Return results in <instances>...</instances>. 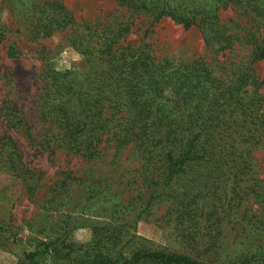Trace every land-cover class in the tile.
<instances>
[{
	"label": "trees",
	"instance_id": "1",
	"mask_svg": "<svg viewBox=\"0 0 264 264\" xmlns=\"http://www.w3.org/2000/svg\"><path fill=\"white\" fill-rule=\"evenodd\" d=\"M248 7L254 26L234 50L238 37L218 25L211 9L187 16L181 6H153L152 23L168 18L184 29L197 27L207 45L212 44L207 56L187 61L159 58L143 40L127 43L133 33L130 23H78L59 0L33 11L27 25L32 36L48 39L66 33L67 47L85 65L82 73L43 67L38 146L50 157L63 151L90 165L85 180L78 178L89 184L100 183L101 165L114 173L120 156L133 150L138 167L129 174L132 180L126 179L135 192L129 202L140 203L146 215L163 206L166 224L186 216L192 227L180 235L183 243L197 235L191 248L194 257L146 248L124 256L107 246L82 252L50 242L24 254L27 264H38L40 253L62 251L69 264H205L216 254L213 248L237 211L264 225V179L256 160L258 151L264 152V94L254 69L264 63V30L259 32L261 24L264 28V1ZM8 29L0 20V44ZM3 55H19L15 42ZM0 117L9 128L29 130L13 106L2 103ZM1 140L0 172L18 177L29 173L12 137L4 134ZM260 226L255 230H264ZM258 247L259 264H264V244Z\"/></svg>",
	"mask_w": 264,
	"mask_h": 264
},
{
	"label": "rangeland",
	"instance_id": "2",
	"mask_svg": "<svg viewBox=\"0 0 264 264\" xmlns=\"http://www.w3.org/2000/svg\"><path fill=\"white\" fill-rule=\"evenodd\" d=\"M54 1L0 0V20L9 28L0 44V106L4 103L18 109L29 129L26 132L24 126L9 128L0 117V145L3 135L9 134L21 153L24 168L30 173L18 177L0 172V264H27L24 254L33 252L39 243L50 242L80 248L82 252L88 247L107 246L124 256L134 249L146 248L194 257L191 248L197 234L193 240L185 239V243L179 238L186 228L192 227L186 216L178 221L173 217L166 224L167 220H162L163 206L154 207L146 215L140 203L135 206L129 202L135 192L126 184V179L132 180L129 174L138 167L133 150L120 156L114 173L109 166L101 165L97 173L103 175L100 183L89 184L78 178L85 180L90 165L66 156L63 151L50 157L38 146L42 125L37 98L43 67L47 65L57 72L82 73L85 70L82 57L67 47L66 33L41 39L34 38L27 28L33 11L47 8ZM59 1L78 23L132 24L133 33L127 43L143 40L155 56L174 60L207 56L212 44L207 45L197 27L184 29L168 18L152 23L153 6L157 9L181 6L187 16L199 9H211L210 15L217 16L218 25L238 37V41L233 42L234 50L239 48L251 25L254 26L248 5L255 0ZM261 29L259 32L264 30L262 24ZM12 42L19 55L9 59L3 53ZM42 56L48 59L42 61ZM254 69L262 81L261 93L264 94V63H256ZM27 134L36 140L35 145L30 144ZM256 160L259 177L264 179L263 151H258ZM89 185L90 190H87ZM239 211L230 212L234 213V219L230 218L213 248L216 254L209 255L205 264H259L262 251L258 246L264 244V230L258 232L255 228L264 225L259 223L260 219H250V214ZM236 220L239 223L235 224ZM112 242L116 246H112ZM64 254L65 251L40 253L36 260L38 264H69Z\"/></svg>",
	"mask_w": 264,
	"mask_h": 264
}]
</instances>
